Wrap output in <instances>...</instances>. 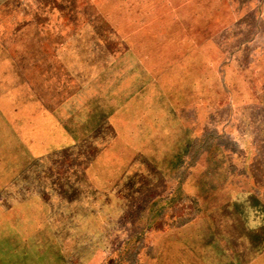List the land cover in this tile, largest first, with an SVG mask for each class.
<instances>
[{
  "label": "rangeland",
  "instance_id": "rangeland-1",
  "mask_svg": "<svg viewBox=\"0 0 264 264\" xmlns=\"http://www.w3.org/2000/svg\"><path fill=\"white\" fill-rule=\"evenodd\" d=\"M0 264H264V0H0Z\"/></svg>",
  "mask_w": 264,
  "mask_h": 264
}]
</instances>
